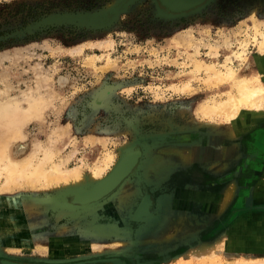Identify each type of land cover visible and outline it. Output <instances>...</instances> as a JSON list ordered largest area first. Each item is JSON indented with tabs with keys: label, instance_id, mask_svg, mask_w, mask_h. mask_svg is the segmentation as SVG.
<instances>
[{
	"label": "rangeland",
	"instance_id": "374dc122",
	"mask_svg": "<svg viewBox=\"0 0 264 264\" xmlns=\"http://www.w3.org/2000/svg\"><path fill=\"white\" fill-rule=\"evenodd\" d=\"M118 1L0 0V108L11 116L24 114L32 104L42 110L12 141L14 159L34 157L37 164L52 150L55 157L47 168L62 164L63 170L88 172L113 155L102 174L106 177L127 144L145 138L154 144L174 129L192 127L203 104L236 93L229 83L215 85V73L207 68H231L240 78L264 83V0H211L174 18L162 15L155 0H136L104 28L54 20L105 11ZM243 114L253 124L246 121L247 130L225 142L211 173L182 156L175 157L170 182L160 167L146 182L133 169L123 186L77 215H59L58 185L0 193V213L5 207L21 210L0 219V252L42 261L116 255L99 264H264V201L255 189L264 181V101ZM7 121L0 123V132L12 120ZM199 148L178 145L188 156ZM151 150L167 160L172 149L165 143ZM204 176L211 182L209 197L198 193L202 185L195 195L190 190L189 182ZM232 183L234 201L220 209L223 190ZM145 196L159 211L155 222L151 215L137 214ZM67 201L83 205L76 195ZM158 201L167 207L158 208ZM233 230L239 239H229L230 248L223 246L221 254L195 253L201 242L212 243Z\"/></svg>",
	"mask_w": 264,
	"mask_h": 264
},
{
	"label": "bare ground",
	"instance_id": "6f19581e",
	"mask_svg": "<svg viewBox=\"0 0 264 264\" xmlns=\"http://www.w3.org/2000/svg\"><path fill=\"white\" fill-rule=\"evenodd\" d=\"M183 2L184 0L181 1V3ZM198 67L200 68V65ZM207 69L210 71H214L216 79L215 85L229 83L236 93L234 94L233 92H231L230 94H228L227 99L224 101L212 98L213 100H211V102H206L205 104H203L198 110L200 119L194 120L197 124H194L193 126L191 125L192 127L187 126V128L185 127V130L183 128H177L176 130L174 129L175 131L173 130V133L169 136L156 138L158 140H154V144L148 143L146 138L140 139L138 141L136 140L137 143H134L133 145L127 144L120 150L121 157L118 163H115L116 167L113 169L112 173L110 175H107L106 177H102V174L106 170V168H108L109 165L113 163V155H107L102 163L99 162L93 167L89 166L88 172L84 171V167H77L71 170H63L61 167L62 164H54L53 166H49L47 168V164L53 162L52 160H54L55 157L52 150L47 151L44 161L37 164L34 161V157L23 158L21 160L14 159L11 151L12 141H15L22 137L23 127L25 125L24 123H26L33 117L41 115L42 110L40 107H36V105L32 104L31 108L27 110L28 112L24 111L25 113L22 114V111L16 116H11L7 110L3 111V109L0 108V123L9 122L7 121L9 119L13 121L8 124L6 123L7 126H5V131L0 132V181L2 178L4 179L3 183L0 184V193H5V196L7 194L11 195L13 194L12 192L14 190L18 189L33 190V192H38V189L40 188L48 189L50 187L58 185V187L55 188V191L57 193H55L56 195L54 197L57 202L56 206L60 209L59 215H77L81 211L98 206L100 204L99 201H101L103 197L107 196L118 187L120 188L121 186H123L125 181L129 179L128 177L133 169L136 170L134 172H136L140 176L139 177L135 173L136 177L138 179L140 178V181L146 182L148 180L149 173L160 167L161 172L164 170L166 179L169 180V178H171V176L177 170L175 165V162H177V160L175 157L179 156L181 158L182 156V159H184L185 162L189 160L200 162V167L207 170L208 172L210 171L211 173V169H214L219 165V156L216 155V153L220 154L219 152H222L220 151V149L224 148L225 142L230 139L234 140L238 138L247 130V125L249 126L250 124H253L252 120H249V116H247L246 114L245 117L243 116V112L246 110L248 111L250 109H259L263 107L264 83H261L260 80H255V83L252 82L253 79L248 81L245 78H240L238 74L235 73L231 68H228L226 72H216L214 68ZM229 121L230 124H228ZM246 121H250V124H246ZM162 141H164V143H159ZM165 143L171 146L172 149L170 152H167V160H163L164 158L161 156L157 157L155 153L154 155L156 157L152 156L153 153H151L150 151H152L151 148L153 147V145L156 146V144H158V146H160L161 144ZM181 143L187 145H199L200 148L195 153V155L193 154L191 156H188L187 154L181 153L178 149V145ZM19 148L23 151L25 150L24 145H19ZM133 148H141V150L138 151V149L136 151V149ZM60 163L62 162L60 161ZM223 167L224 165L222 166V168ZM217 170L214 172L216 173ZM156 172L159 173V171ZM151 174L150 176H152ZM212 174L214 173L212 172ZM150 181L153 180L151 179ZM170 181L171 180H169V182ZM198 182L203 187L211 185V182L207 181L206 176L199 178ZM150 183L152 184L153 182ZM229 186L230 187L226 191L223 190L224 202L223 205H221L222 207H220V209L226 208L228 204L234 201V196L236 195L237 188L236 183H232ZM212 193L208 192L206 193V196L209 197V195ZM72 195H76V197H79L83 205L81 206L80 203H72L70 201H67V199ZM8 201L10 202L13 200L9 199ZM156 205L159 208V206L161 205L160 201H158V204ZM166 205H168V203ZM166 205L161 206L167 207ZM31 210L33 211L32 208H30L28 211ZM18 212H21L19 208L14 209L5 207L4 211L0 213V219H2V221H6L9 218L14 217ZM137 214L139 217L143 218L151 215L154 217V220H152L154 222L160 217L159 211L154 208L153 200L149 196L144 197L140 205V209L137 211ZM225 236V232L220 234L212 243L207 241L201 242L199 240L201 242V246L198 247V249H195V253H197L198 257L203 258H206L207 256H210L211 258L214 255L221 254L222 251H224L223 246L227 248H230L231 246L229 245V239L231 238L227 239ZM189 240L193 241L191 240V237ZM244 243H246V240L244 241ZM250 245L252 244L250 243ZM246 264H252V262H248Z\"/></svg>",
	"mask_w": 264,
	"mask_h": 264
},
{
	"label": "water",
	"instance_id": "95a60500",
	"mask_svg": "<svg viewBox=\"0 0 264 264\" xmlns=\"http://www.w3.org/2000/svg\"><path fill=\"white\" fill-rule=\"evenodd\" d=\"M136 0H119L115 5L105 11L96 13H84L77 15H65L54 18L60 23H71L79 26L90 28H104L110 26L118 18V16L125 11L130 4ZM159 11L162 15L170 18L186 16L195 13L205 7L211 0H155ZM135 143V142H134ZM133 143V144H134ZM115 168V167H114ZM114 255H107L105 257L98 256L85 259H74L65 261H42L34 259H18L9 257L0 252V264H87L89 262H106ZM116 256V255H115ZM114 256V257H115Z\"/></svg>",
	"mask_w": 264,
	"mask_h": 264
},
{
	"label": "crops",
	"instance_id": "0c3cea01",
	"mask_svg": "<svg viewBox=\"0 0 264 264\" xmlns=\"http://www.w3.org/2000/svg\"><path fill=\"white\" fill-rule=\"evenodd\" d=\"M263 177H264V175H263ZM194 181L193 180H191L189 183H190V190L194 193V195H195V193L196 192H198V191H200L199 190V187L201 186L200 185V183H198L197 181H195L194 183H193ZM263 183V184H262ZM263 185V186H262ZM202 187V190L200 191V192H198L199 194H202V193H204V194H206V192H208V191H206V186L205 187H203V186H201ZM260 187V188H259ZM255 189H256V191H258L259 192V200L260 201H264V181L262 182H260V183H258L257 185H256V187H255ZM203 191V192H202ZM210 192L212 191V190H209ZM191 192V193H192ZM197 193V194H198ZM198 194V195H199ZM197 195V196H198ZM261 195V196H260ZM194 197V198H198V197ZM263 196V197H262ZM261 224H263L262 222H261ZM260 224V227H262V225ZM226 234H228V238H231V239H236V240H238L239 238H238V233L237 232H235L234 230L233 231H228ZM259 239V238H258Z\"/></svg>",
	"mask_w": 264,
	"mask_h": 264
}]
</instances>
